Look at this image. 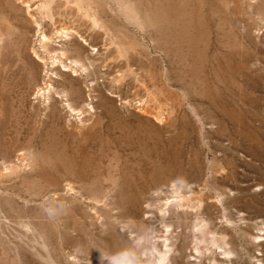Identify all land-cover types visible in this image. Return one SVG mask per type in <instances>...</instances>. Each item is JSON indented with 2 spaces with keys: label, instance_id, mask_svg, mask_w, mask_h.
Segmentation results:
<instances>
[{
  "label": "rangeland",
  "instance_id": "rangeland-1",
  "mask_svg": "<svg viewBox=\"0 0 264 264\" xmlns=\"http://www.w3.org/2000/svg\"><path fill=\"white\" fill-rule=\"evenodd\" d=\"M0 264H264V0H0Z\"/></svg>",
  "mask_w": 264,
  "mask_h": 264
},
{
  "label": "bare ground",
  "instance_id": "bare-ground-1",
  "mask_svg": "<svg viewBox=\"0 0 264 264\" xmlns=\"http://www.w3.org/2000/svg\"><path fill=\"white\" fill-rule=\"evenodd\" d=\"M159 258H160V259H159L160 262L163 263V261H164V259H165V255L160 254Z\"/></svg>",
  "mask_w": 264,
  "mask_h": 264
}]
</instances>
